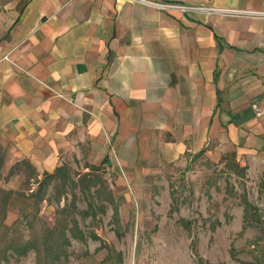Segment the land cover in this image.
<instances>
[{
    "label": "crops",
    "instance_id": "1",
    "mask_svg": "<svg viewBox=\"0 0 264 264\" xmlns=\"http://www.w3.org/2000/svg\"><path fill=\"white\" fill-rule=\"evenodd\" d=\"M145 1L188 9L0 0V191H22L23 161L39 180L106 164L116 201L151 217L193 158L264 164V0Z\"/></svg>",
    "mask_w": 264,
    "mask_h": 264
},
{
    "label": "rangeland",
    "instance_id": "2",
    "mask_svg": "<svg viewBox=\"0 0 264 264\" xmlns=\"http://www.w3.org/2000/svg\"><path fill=\"white\" fill-rule=\"evenodd\" d=\"M228 161L213 164L196 157L172 169L167 176L169 199L143 202L145 207L153 205V216H137V209L129 207L134 202L126 200L109 206L105 216L81 221L87 242L73 240L67 256L58 262L53 254L46 258L43 250L42 263L101 264L108 255L107 249L98 250L103 242L121 251L125 264H264V164H247L240 176L227 169ZM246 199L254 206L247 223ZM28 201L19 204L15 224L9 227L4 222L0 228V264H38L34 251L19 258L7 248L41 244L60 208L51 204L53 209L44 211L40 206L36 213ZM77 206L86 207L83 197ZM92 233L101 240L92 239ZM5 252L7 261L2 260Z\"/></svg>",
    "mask_w": 264,
    "mask_h": 264
},
{
    "label": "trees",
    "instance_id": "3",
    "mask_svg": "<svg viewBox=\"0 0 264 264\" xmlns=\"http://www.w3.org/2000/svg\"><path fill=\"white\" fill-rule=\"evenodd\" d=\"M225 163V162H222ZM79 166V164H77ZM227 169L243 176L247 168L240 167L238 162L230 160L226 164ZM88 169V172L85 170ZM16 172H22L25 175L23 189L20 192L0 191V228L4 226V222L8 212L9 202L14 197L28 198L34 200L36 213L42 203L47 201L49 204H56L60 210L57 211L54 227H48L44 236V241L29 242L23 247L9 246L7 251H12L14 257H25L34 251L37 254L38 264H44L41 261L42 251H45V257L50 258L53 254L55 261H60L67 256V248L72 245V241L87 242L88 235L81 227V221L87 219L97 220L98 216H105L109 206H116L113 191L110 189L107 178L108 170L106 164L90 165L73 168L69 164H63L58 167L54 173H45L43 178L39 180L35 169L29 162L23 161L13 167L10 176ZM37 186L34 189V186ZM30 191H32L30 193ZM29 193V195H27ZM83 197L86 207L79 210L77 203ZM62 201H65L62 207ZM245 222L251 220V208L254 206L246 199L245 202ZM118 217V209L115 208L114 218ZM81 220H80V219ZM64 219V220H63ZM67 222V223H66ZM182 222H186L182 220ZM66 223V224H65ZM63 227L61 228V226ZM94 240H101L96 234H90ZM108 250L107 257L101 264H125V257L121 251L115 247L102 242L98 250ZM9 257L4 253L3 261H7ZM53 264V263H45Z\"/></svg>",
    "mask_w": 264,
    "mask_h": 264
},
{
    "label": "built area",
    "instance_id": "4",
    "mask_svg": "<svg viewBox=\"0 0 264 264\" xmlns=\"http://www.w3.org/2000/svg\"><path fill=\"white\" fill-rule=\"evenodd\" d=\"M137 1H141V2H144V3H147V4H151L153 6H156L158 8H162V9H166V8H178V9H181V10H187L188 9V8L182 7V6H173V5H167V4L151 3V2H147L145 0H137Z\"/></svg>",
    "mask_w": 264,
    "mask_h": 264
}]
</instances>
